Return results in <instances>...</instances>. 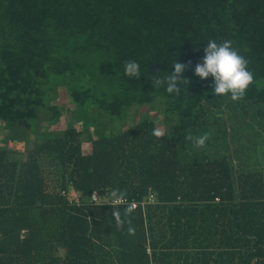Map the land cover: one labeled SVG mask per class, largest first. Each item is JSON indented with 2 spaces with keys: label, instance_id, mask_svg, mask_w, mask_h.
Listing matches in <instances>:
<instances>
[{
  "label": "trees",
  "instance_id": "obj_1",
  "mask_svg": "<svg viewBox=\"0 0 264 264\" xmlns=\"http://www.w3.org/2000/svg\"><path fill=\"white\" fill-rule=\"evenodd\" d=\"M209 39L247 61L241 100L194 74ZM173 61L178 94L152 83ZM259 83L264 0H0V264H264V173L196 148L233 132L229 112L264 116ZM61 88L79 119L64 128ZM159 99L160 123L112 133Z\"/></svg>",
  "mask_w": 264,
  "mask_h": 264
},
{
  "label": "rangeland",
  "instance_id": "obj_2",
  "mask_svg": "<svg viewBox=\"0 0 264 264\" xmlns=\"http://www.w3.org/2000/svg\"><path fill=\"white\" fill-rule=\"evenodd\" d=\"M263 84L259 83L260 86H263ZM56 102L64 112L65 117L58 127L64 128L66 125L76 124L79 120L78 117H71V111L76 108V105L69 99L65 89H59ZM86 115L90 118L94 116L89 113H86ZM162 116V100L159 99L154 106L138 110L134 117H127L123 120L113 119L112 133L118 134L123 128L146 117L155 118L160 123ZM226 119H229V131L232 130L233 132L231 134L228 132V136L224 137L221 133H217V136L214 131H212L213 134L203 131L199 134L198 141H196L197 150L204 151L206 154L211 153L212 155L216 153L217 156L226 154L232 161L239 163L241 167L264 173V116H257L253 110L244 112L242 109H237L234 112H229L226 115ZM223 124L224 121L220 125ZM159 132H161V129H159ZM230 135L234 138L232 143L230 142ZM219 136L221 138H218ZM201 139H203V144L199 143ZM82 140L85 153L90 152L89 135L85 134ZM215 140L218 142L216 143ZM3 146L4 143L0 141V147ZM13 148L17 147L14 146Z\"/></svg>",
  "mask_w": 264,
  "mask_h": 264
},
{
  "label": "clouds",
  "instance_id": "obj_3",
  "mask_svg": "<svg viewBox=\"0 0 264 264\" xmlns=\"http://www.w3.org/2000/svg\"><path fill=\"white\" fill-rule=\"evenodd\" d=\"M202 51L204 53L202 62L196 64L194 74L201 80L212 78V95L215 97L227 96L232 101L241 100L252 83L253 75L248 70L247 61L232 46V41L217 42L215 39H209ZM172 63H174V72L156 77L152 83L153 86L163 85L169 94H178L181 90L180 82L184 79L180 74L184 71L185 65L175 61ZM126 67L131 75L138 74V65L135 62H131ZM199 143L203 144V139ZM131 211V207L126 209L127 213ZM134 231L133 227L128 228L129 235L134 234Z\"/></svg>",
  "mask_w": 264,
  "mask_h": 264
},
{
  "label": "built area",
  "instance_id": "obj_4",
  "mask_svg": "<svg viewBox=\"0 0 264 264\" xmlns=\"http://www.w3.org/2000/svg\"><path fill=\"white\" fill-rule=\"evenodd\" d=\"M73 198L75 200L76 203H79V197L77 194L73 193ZM90 202L96 205H100V204H112L115 206H119V205H124L128 203L127 199H123V198H115L113 200H109L106 197H102L98 192H94L92 193V195L90 196ZM156 203V200L154 198V196H150L147 201H144L142 203H137V202H131L132 208L133 209H137L140 206L145 207L147 204H153ZM147 253L150 254L151 251L150 249L147 250Z\"/></svg>",
  "mask_w": 264,
  "mask_h": 264
}]
</instances>
